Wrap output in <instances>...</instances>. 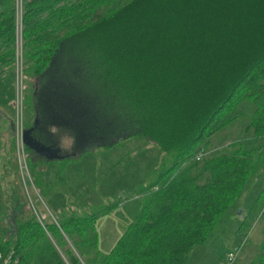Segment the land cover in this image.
<instances>
[{
	"label": "trees",
	"instance_id": "obj_1",
	"mask_svg": "<svg viewBox=\"0 0 264 264\" xmlns=\"http://www.w3.org/2000/svg\"><path fill=\"white\" fill-rule=\"evenodd\" d=\"M18 62L21 81L35 82L23 101L33 120L22 133L40 147L64 160L55 131L80 154L88 141L108 148L139 137L169 161L140 189L137 216L105 254L95 223L117 202L85 216L47 209L45 217L5 191L11 213L0 250L16 264H186L264 168V0H20V11L16 0H0V78ZM243 101L254 106L245 130L260 145L244 151L236 142L195 162L241 116ZM11 140L0 145L6 173L16 172ZM23 149L37 196L51 198L53 183L37 169L58 160ZM263 195L264 187L240 237L255 214L264 218ZM257 250L248 264H264V241Z\"/></svg>",
	"mask_w": 264,
	"mask_h": 264
},
{
	"label": "rangeland",
	"instance_id": "obj_2",
	"mask_svg": "<svg viewBox=\"0 0 264 264\" xmlns=\"http://www.w3.org/2000/svg\"><path fill=\"white\" fill-rule=\"evenodd\" d=\"M19 35L20 29H17L18 48ZM19 68L18 62L15 74H5L0 78V145H7L8 148L13 138V158L17 172L6 168V173L0 155V232H4L8 227L7 219L11 213L9 203L5 202V191L7 195H11L13 191L19 195L17 197L27 205L23 210L34 211V206L37 210L41 209L45 217L48 216L47 209L53 214L85 216L96 213L112 202H117L118 206L113 211L99 217L95 223L97 249L100 254H105L124 231L120 225L126 227L137 216L142 202L141 196H137L138 192L153 181L154 172L161 162L165 164V168L168 166V157L161 155L154 145L139 137L122 139L108 148L98 147L88 141L83 149L85 152L80 154L72 151L78 150L72 137L68 134L64 135L61 131H55L54 140L66 158L49 163L47 168L41 165L40 169H37L44 170V179L48 183L50 181L51 184L53 183L54 191L51 198L38 197L27 164L31 182L26 178L25 172L22 171L21 174L19 170L15 131L12 129L13 133H11L9 128L13 125L19 132L20 126L21 129L22 127L26 129L33 120L30 107L23 101L30 97V89L35 82L34 79L28 78L24 84L19 76ZM238 110L242 113L239 118L211 136L205 150L201 147L198 149L202 157L228 154L237 148L230 146L236 142H240V148L244 151L260 145V140L253 138L251 130H245L254 106L249 101H243L239 104ZM24 156L26 157V154ZM55 181H59V184L54 185ZM263 187L264 168L254 179L250 196L243 197V191L231 210L222 216L205 241L191 250L186 264H218L225 254L234 252H236L234 264L252 262L257 256L258 245L264 241V218L260 212L255 214L249 219L248 230L241 237L237 228L251 205L260 196ZM258 200L264 202V195ZM262 210L264 211V205Z\"/></svg>",
	"mask_w": 264,
	"mask_h": 264
},
{
	"label": "built area",
	"instance_id": "obj_3",
	"mask_svg": "<svg viewBox=\"0 0 264 264\" xmlns=\"http://www.w3.org/2000/svg\"><path fill=\"white\" fill-rule=\"evenodd\" d=\"M16 7H17V11H20V0H16ZM17 76V75H16ZM20 76V75H19ZM21 105V102H20ZM17 103H16V108H17ZM16 127H15V138L17 141V163L19 166V170L25 172L26 174V178L31 182L30 176L27 172V168H26V162L24 159V155L25 153L23 152V144L21 141V137H22V129L20 126V131H16ZM26 158V157H25ZM202 158V155L200 153H197L194 157V161L195 162H199ZM263 211V210H262ZM235 258H236V252L234 253H227L225 254L222 259L218 262V264H234L235 262ZM0 264H16V261L13 259L12 257V253L11 252H2L0 250Z\"/></svg>",
	"mask_w": 264,
	"mask_h": 264
},
{
	"label": "water",
	"instance_id": "obj_4",
	"mask_svg": "<svg viewBox=\"0 0 264 264\" xmlns=\"http://www.w3.org/2000/svg\"><path fill=\"white\" fill-rule=\"evenodd\" d=\"M21 141L22 144L24 146H26L27 148H29L30 150L34 151L35 153H37L39 156L46 158L49 161H53V160H63L62 157L57 156V152L58 151H51L49 149L40 147L38 144H36L35 142H33L27 135V132L24 131L22 133V137H21Z\"/></svg>",
	"mask_w": 264,
	"mask_h": 264
},
{
	"label": "crops",
	"instance_id": "obj_5",
	"mask_svg": "<svg viewBox=\"0 0 264 264\" xmlns=\"http://www.w3.org/2000/svg\"><path fill=\"white\" fill-rule=\"evenodd\" d=\"M227 145V144H225ZM212 152V151H211ZM254 184V179L250 182L249 186L247 187V189L244 191L243 193V197H246V196H250V189L251 187L253 186ZM122 229H125L124 225H120ZM223 256V255H222Z\"/></svg>",
	"mask_w": 264,
	"mask_h": 264
}]
</instances>
